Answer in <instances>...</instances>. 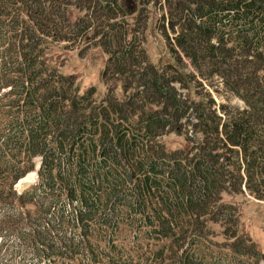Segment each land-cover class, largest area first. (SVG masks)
<instances>
[{"label": "trees", "instance_id": "trees-1", "mask_svg": "<svg viewBox=\"0 0 264 264\" xmlns=\"http://www.w3.org/2000/svg\"><path fill=\"white\" fill-rule=\"evenodd\" d=\"M157 1L0 0V264L264 262L221 197L264 199V0H164V66L143 47L142 9L129 20ZM81 39L107 54L99 101L43 58L47 40ZM183 58L244 107L184 96ZM170 132L187 147L167 149Z\"/></svg>", "mask_w": 264, "mask_h": 264}, {"label": "rangeland", "instance_id": "rangeland-1", "mask_svg": "<svg viewBox=\"0 0 264 264\" xmlns=\"http://www.w3.org/2000/svg\"><path fill=\"white\" fill-rule=\"evenodd\" d=\"M125 1L126 6L131 8L130 4H132V0ZM67 7H71L69 21L73 22L81 15V11L78 12L74 6ZM137 9V12L129 20L132 23L137 21V14L142 9L139 28L142 27L141 25L145 27L143 47L146 49L151 62L158 66H164L168 63L176 64V55L171 50L170 39L166 38L164 30L161 27L162 15L165 14L166 16L167 14L165 13L164 0L157 1L155 4H139ZM172 35L173 33L170 32L169 36L171 37ZM43 58L48 68H55L60 74L71 78L72 90L76 94L80 95L87 89L94 88L95 99L99 101L103 98L107 87L103 81V70L107 54L102 50L100 45L97 46L92 41L86 42L84 39L76 42H52L51 40H47L44 43ZM179 66H181L180 68L184 74L194 75L187 79L188 88L181 86L180 83H174L184 96L188 97L189 95L195 100L211 97L209 99H212L216 105L229 103L240 108L244 107L243 102L231 92H228L217 77L200 80L196 73L197 71L190 65L188 59L183 58V62H179ZM115 92L118 97H123L122 87L119 83L116 86ZM194 134L195 136H199L197 132ZM160 140L167 149L187 147V142L182 134L179 135L174 132L166 133L161 136ZM34 161V169L28 171L23 177L15 181L13 187L16 193H22L37 181L36 166L39 158L35 157ZM221 197L222 201L231 202L237 207L240 234L249 238L254 243L258 252L264 253V199L254 197L247 190L241 193H227L224 191ZM27 207L28 209L33 208V206L29 205ZM211 227L214 229V233L210 236L215 241L221 242L224 238L220 226L213 224ZM259 264H264V262H260Z\"/></svg>", "mask_w": 264, "mask_h": 264}]
</instances>
